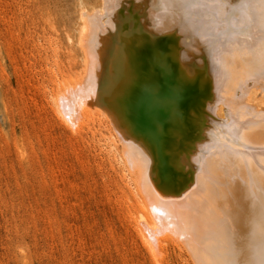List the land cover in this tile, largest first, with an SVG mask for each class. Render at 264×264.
<instances>
[{"label":"rangeland","instance_id":"374dc122","mask_svg":"<svg viewBox=\"0 0 264 264\" xmlns=\"http://www.w3.org/2000/svg\"><path fill=\"white\" fill-rule=\"evenodd\" d=\"M170 1L118 0L121 5L116 7V12L104 14L106 23L112 18L115 25L113 29L106 25L110 59H119L121 38L138 37L141 32L139 37L144 39L148 35L146 28L152 30L156 26L153 30L160 32H155L158 40L151 50L159 56L147 55L145 47L141 48V54L145 56L143 59H156L159 65L164 62L162 59H172L171 50H175L172 53L176 55L183 49L191 67L196 69L207 66L212 59H217V55L222 57L221 52H228V55L224 53L227 56L224 59L256 58L255 53L247 52L253 48L248 49L246 44L252 42L251 46H254L259 36L263 39L261 34L264 30L258 24L264 23V8H261L264 0ZM101 2L0 0V264H156L131 222L133 206L124 195L120 182L124 156L120 143L111 138V124L106 120L104 125L97 120L90 121L75 132L61 121L50 103V77L47 76L62 69L77 72L84 68V54L79 45L83 23L80 12L82 8L92 12L98 10ZM221 11L225 12L221 15ZM156 14L162 17V23ZM170 15L172 17L168 18ZM167 21L173 22L172 31L163 25ZM161 31L166 33L161 34ZM170 36L172 39L167 41ZM163 45L166 46L165 51ZM234 48L240 50L238 54L233 55ZM156 66L154 69L157 68L155 71L158 73L160 68ZM187 92L190 98L199 101L194 91L189 89ZM139 98L143 105H138V112L133 108V113L140 136L149 129L157 131L156 127H162L164 123L161 121L170 113L162 112L163 108H150L148 114L147 101L144 97L143 100ZM215 112H211L212 115L201 114L196 107L193 109L190 113L193 126L184 133L188 138L180 137L177 146L162 153L163 157L157 158L153 153L152 160H155L149 168L150 179L156 178V172L159 175L170 173L172 177L175 175L172 178L175 186L183 185L204 169L209 156L224 157L226 153L245 150L242 141L236 142L240 135H231L239 134L240 127L225 112ZM171 121L167 128L176 129L179 118L175 120L172 117ZM181 139L186 140L185 143ZM182 153L185 154L183 158ZM195 156L197 161L191 159ZM178 170L181 174H174ZM252 226L253 222L249 223L248 227ZM252 228L248 231L242 228L245 235L238 232L229 240L231 245L232 240H240V243L234 241L231 247H222L232 263L264 264V245L261 238L258 241ZM159 264L191 263L169 250L160 257Z\"/></svg>","mask_w":264,"mask_h":264},{"label":"bare ground","instance_id":"6f19581e","mask_svg":"<svg viewBox=\"0 0 264 264\" xmlns=\"http://www.w3.org/2000/svg\"><path fill=\"white\" fill-rule=\"evenodd\" d=\"M101 1L100 9H94L95 11L92 12L87 8H82L80 12V19L83 23L80 28L79 45L84 54V68L73 72L71 69L63 70L60 66L61 71L52 72L47 76L50 77L49 90L52 109L61 121L75 132H79L81 127L90 121L97 120L101 125L108 121L111 124V138L120 143L124 156L125 166L120 176V182L124 195L131 200L133 206V211L130 214L131 222L138 238L156 264L160 263L163 253L169 250H173L191 264H236L232 263L233 260L226 258V251L223 248L227 245L230 247L234 245L236 240H232L231 245L230 238L233 239V235L238 232L243 234L249 223L253 222V228L251 227L253 233L256 234L258 241L260 238L262 239L264 245V59H262V57L264 58V31L261 34L263 39L261 40V36H259L260 38L257 39V43L253 44L254 46H251L252 42L246 44L248 49L253 48V51L248 50L247 52L255 53L253 55L257 59H249V57L248 59H224L228 52H224L226 54L224 55L219 51L223 54L222 57L217 55V59L209 61L211 64L196 69L191 67L190 59L182 48L183 51H178L176 55L171 50L172 59H168V61L162 59L164 62L159 65L156 64V59H143L145 56L142 57L141 54L143 50L141 48L144 47L147 55L154 54L151 49L154 48L153 46L158 40L156 34H159L160 31L153 29L158 26L152 30L146 28L148 32L147 37L144 38L146 41L143 37H139L141 32L138 37L123 35L128 38L120 39L122 51H120L119 59H110L112 56L107 48L106 25L112 29L115 28V25L112 18L106 23L104 14L107 12L109 14L110 11L112 13L119 2L118 0ZM250 2L253 3V1ZM252 7L254 8V6ZM252 9L249 11L253 12ZM254 10L256 9L254 8ZM224 12L221 11V15ZM167 17L171 18L172 16ZM159 18L162 17L159 16ZM167 23L163 25L172 31L173 22L167 21ZM259 26L264 30V23L259 22ZM167 28L165 31H168ZM156 31L157 33H155ZM131 33L133 35V32ZM162 33L166 32L161 31ZM159 36L161 37V35ZM170 37H167L169 39L166 40H171L172 37ZM229 45L232 46L233 43ZM165 47L163 45L162 49ZM246 47L244 49H247ZM239 51L238 48H234L233 55L238 54ZM212 55L214 56V54ZM237 56L239 57V55ZM113 60L116 63H113ZM156 65L160 68L158 73L155 71L157 68L154 69ZM189 89L196 93L199 101L189 97L190 93L187 92ZM139 97H144V100L147 101L148 114L151 111L150 108L153 110L163 108L162 112L170 113L169 116H165V119L160 120L164 125L162 127L159 125L160 128L156 127L157 131L149 129L145 135L140 136L138 135L139 126L136 123V116L133 113V108L138 112L139 106L143 105ZM195 107L201 114H210L215 111L225 112L229 119H232L240 127L239 134L236 132L231 135H240V137L237 136L239 141L236 139L235 141H242L245 150L226 153L224 157L209 156L204 162V169L195 173L191 182L183 183V185L175 186L172 179L175 178V175L172 177L170 173L159 175V172H156V178L150 179L149 168L152 165L151 162L155 160H152V156L156 154L157 158L163 157L162 153L177 146L178 139L193 126L190 124L192 117L190 113ZM170 117H174L175 120L177 117L179 118L176 129L167 128L171 121ZM199 122L201 125V121ZM201 129L203 128L201 127ZM184 136L188 138L187 135ZM137 141L140 142L139 145ZM185 141L183 142L185 143ZM188 145L191 144L188 143ZM179 151L180 149L177 152ZM184 155L181 157L183 158ZM197 156L191 159L197 161ZM162 159H158V161H162ZM168 163L171 164L170 161ZM159 164L161 163L159 162ZM184 170V172H188L186 169ZM175 173L176 175L181 174L179 170L178 173ZM179 179H176L177 182ZM251 228L248 227V230ZM241 237L242 235L239 236V238ZM239 241L236 242L240 243ZM236 262L239 263V261Z\"/></svg>","mask_w":264,"mask_h":264},{"label":"snow or ice","instance_id":"6c2138e0","mask_svg":"<svg viewBox=\"0 0 264 264\" xmlns=\"http://www.w3.org/2000/svg\"><path fill=\"white\" fill-rule=\"evenodd\" d=\"M240 7H244V5H240Z\"/></svg>","mask_w":264,"mask_h":264}]
</instances>
